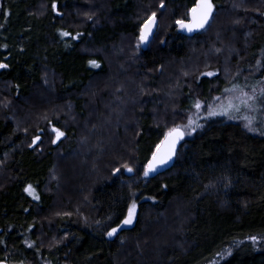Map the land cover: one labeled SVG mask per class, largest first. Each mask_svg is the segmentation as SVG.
<instances>
[{
	"label": "trees",
	"instance_id": "16d2710c",
	"mask_svg": "<svg viewBox=\"0 0 264 264\" xmlns=\"http://www.w3.org/2000/svg\"><path fill=\"white\" fill-rule=\"evenodd\" d=\"M86 1L97 15L76 20ZM52 2L0 0V63L8 65L0 68V264H118L119 258L122 264H205L235 240L264 236V135L213 120L180 142L167 171L142 176L164 132L193 108V89L209 102L231 85L252 87L264 77V0H244L239 10L212 0L228 11L215 30L234 43L240 70L229 77L191 73L171 87L159 77L171 70L165 63H188L190 49L206 50L202 44L214 36L175 24L195 0H163L173 7L162 12L164 42L151 41L132 65L113 69L107 51L117 52L142 22L135 6L158 1L56 0L59 15ZM135 91L141 98L131 106L132 121H122L119 105L129 106ZM51 126L65 133L54 144ZM37 135L41 140L33 144ZM80 143L93 151L75 168L71 156ZM124 164L134 171H124ZM61 165L70 172L67 185ZM115 168L121 172L113 175ZM28 185L39 199L24 190ZM133 199L134 224L108 237ZM56 203L58 211L47 217ZM153 227H163L175 244L149 235ZM126 237L143 239L120 256ZM218 264H264V250L243 243Z\"/></svg>",
	"mask_w": 264,
	"mask_h": 264
},
{
	"label": "rangeland",
	"instance_id": "374dc122",
	"mask_svg": "<svg viewBox=\"0 0 264 264\" xmlns=\"http://www.w3.org/2000/svg\"><path fill=\"white\" fill-rule=\"evenodd\" d=\"M158 1V2H157ZM175 2L177 0H174ZM230 3V8L231 9H241V5H244L243 1L244 0H227ZM249 1V0H248ZM251 1V0H250ZM153 3V1H151ZM156 2L158 3L156 7H153L152 3L146 4L144 6H138V4L135 6L136 8H138L137 10L139 12H142L141 14V18L139 20H143L147 15H150L152 12H156L157 14V20H158V27H159V31L157 33V36L155 34V38L151 39L152 43H156L158 44L159 41L162 40L163 38V33L165 34L166 31V25H167V21L165 18V13L162 12H170L171 8H173L172 6L166 5L165 10L162 9L160 7L161 4V0H156ZM138 6V7H137ZM152 6V7H151ZM91 8L93 7V4L91 1H86L85 3V9L83 11H81V13L75 15V19L76 20H80V19H89V16H91L92 18L95 17L93 15H97L96 10H92ZM191 8V7H190ZM247 9V7H246ZM188 11V9H187ZM186 11V7L181 10V14H183V17H185L186 15H184V13H187ZM99 12V11H98ZM221 12H228L226 8H216V6L214 5V9H213V14L210 18V21L208 24L205 25V27L203 29H201L200 31L206 29L207 31L205 32V34L208 35H214L208 42H205L202 44V46H204V48H206V50H195V49H190V60L188 63H179L177 64L178 67H175L176 64H172L171 65L169 63H165L166 66H168L167 69L171 68L170 71H166L162 74L159 75L160 79L164 80V83H168L169 82V86L171 87L172 85H170L172 82L174 81L176 83V81H182V79L186 76H191L193 74L191 73H197L200 75H203L204 73H208V72H213L215 73V75H212L210 77L213 76H224V77H229L233 74V72H235L236 70H240V68H238V65L233 62L232 60V56L235 53V46L234 43L226 40L224 38H222V31H217L215 30L216 27H218V25H221V19L224 18L223 13ZM264 14V13H263ZM182 16V15H181ZM184 19V18H181ZM232 21V20H231ZM234 22V20H233ZM233 22L230 25H233ZM210 24H212V27H210ZM226 24V23H225ZM235 24V23H234ZM178 29H180L178 27ZM182 30V29H180ZM137 36H138V32L135 36H133V34H129L126 35L122 38V40L120 41V43H118L117 47H118V51L114 52L113 48L108 50L107 52L111 51L112 52V57L109 61L108 64L111 66V68L113 69L114 66L116 65H120V64H125V63H129L130 65H132L136 58L138 57V50L141 47H145L149 44L146 45H141L139 48H137ZM107 52L105 53L106 58L109 56V54H107ZM117 58L119 60H121L120 62H118ZM175 67V68H174ZM173 68V69H172ZM118 69H121V66H118ZM248 71V70H247ZM245 79V78H244ZM163 82V81H162ZM185 83V82H184ZM167 87V85H165ZM235 85H231L230 87H228L227 89H233ZM239 90H243L245 92H248L249 95H251L253 93V90H255V95H256V101L253 104V108L252 109H242L241 112L239 113H232V116L236 117V118H230L229 116H223V115H217V116H211L209 117L207 115V108L208 106H213L217 109H219L220 105L225 104L228 99L234 98L236 96H239L240 92L239 91H232V92H226L225 90L221 93H215L212 97V99L209 102H205L203 99L198 97V90L193 89V104L191 110L189 111V113L182 118L181 120H179L175 125L180 124V125H185L188 123V118L192 117L193 119H196L197 117H199V123L203 125V127L198 128L194 133H192L191 135H186V138H190L192 136H194L197 132L201 131L207 124L208 122H211L213 120L216 119H221L224 121H233V122H237L240 125H242L245 128V123L246 121H244L242 119L243 116H251L253 117V127H255L256 129H258L257 131H249L250 133L253 134H261V132H264V102L262 101V95H261V90H264V77L260 80V82L255 85V86H247L246 82L243 81V86H236ZM174 90V89H172ZM136 96L134 97V99H126V101H129V106H127V104H123L120 103L119 107L121 106L122 112H116V115L119 117H122V121L123 120H130L132 121V119H130L132 117V110L130 111V109L132 108L131 106L136 105V103L138 104L139 100V96L141 98V94H138V92L135 91ZM40 96V95H39ZM219 98V99H217ZM33 99V98H32ZM139 100V101H138ZM98 101V100H96ZM196 101H200L202 104V108L201 109H196L194 107V104ZM116 100L112 101V105L116 104ZM134 103V104H133ZM129 107V108H128ZM135 107V106H134ZM130 111V112H129ZM129 112V116L127 117ZM120 124V122H118ZM174 126V125H173ZM171 126V127H173ZM52 128L53 126H51L50 128V133L52 135V139L51 141L55 138L54 137V133L52 132ZM58 128V127H56ZM247 131L248 129L245 128ZM61 130V129H60ZM62 131V130H61ZM54 144V143H53ZM83 145L80 143L79 144V149L78 151L72 155L71 157L73 158V162H74V167H83L88 163V156H90V154L92 153V149H86V147H82ZM63 165V164H62ZM61 165V166H62ZM61 168V167H60ZM63 169V173L62 174V182L66 183V185L70 182L69 180V174L70 172L67 171V168H64L62 166ZM61 183V182H60ZM63 183H62V187H63ZM132 201V200H131ZM131 203V202H130ZM60 206V203H56L55 206L53 207L54 209L51 210L49 212V214L47 215V217L52 216L54 213H56L58 210L57 208ZM61 210V209H60ZM127 213V212H126ZM135 222V220H134ZM133 222V224H134ZM46 223V222H45ZM132 224V225H133ZM132 225H124L121 227L122 228H129ZM48 228V227H47ZM166 228L168 229V227L166 226ZM166 231V230H164ZM163 231V227L158 229L156 232V228H150L148 229L147 232H149V235L153 234V232H155V234H157L160 237V240L162 241L163 245H173L175 244V242L171 239H169V235L166 236V233L164 234ZM147 235V234H146ZM44 239L45 240H51L52 239V235L48 234V236H46V234L44 233ZM255 236V235H253ZM250 237V236H248ZM248 237L244 238V239H240V240H235L232 243H230L229 245L225 246L223 249H221L217 255L209 262L205 263V264H218L219 262H221L222 260H224L225 258H227L232 251L239 246L240 244L243 243H249L251 244L254 248L256 249H260V250H264V240H260L257 243L253 244L252 241H250L248 239ZM165 238V239H164ZM140 239H143L140 237ZM140 239H133L131 237H126L125 238V246H126V250L123 249L122 251H120L119 255H127V250H129L130 246L132 245V247H136V242ZM164 240H166L164 242ZM164 243H168V244H164ZM125 246H122V248H125ZM149 246V245H148ZM122 259H118V264H122L120 263ZM42 264H50L49 261H43Z\"/></svg>",
	"mask_w": 264,
	"mask_h": 264
},
{
	"label": "snow or ice",
	"instance_id": "6c2138e0",
	"mask_svg": "<svg viewBox=\"0 0 264 264\" xmlns=\"http://www.w3.org/2000/svg\"><path fill=\"white\" fill-rule=\"evenodd\" d=\"M160 7H164L163 0H161ZM51 8L54 12H58V5L56 3V0H53L51 4ZM214 4L212 0H195L194 5L188 9L186 13V19H177L175 21V24L182 30H186L188 32H192L195 30L203 29L206 24L209 23L210 18L213 14ZM89 19H91V16H89ZM158 27V20H157V14L156 12H152L150 15H147L142 22L139 24L138 28V36H137V48H139L141 45H146L151 42V39L155 35V30ZM60 35L62 37H69L71 36V33L67 31H61ZM80 33H76L75 36H72V39H78L80 37ZM164 41H161L163 43ZM89 63L96 68H99L100 65L97 61L91 60ZM8 65L4 63H0V68H7ZM203 75L212 76L215 75L213 72L204 73ZM239 91V96H236L234 98L228 99V101L225 104L220 105L219 109L208 106L207 108V115L209 117L211 116H217V115H223V116H229L230 118H236L232 116V113H239L242 111V109H252L253 104L256 101V95L255 90H253V93L249 95L248 92H245L243 90H239L236 86L233 87V89H225L226 92H232V91ZM261 95H264V90H261ZM219 99V98H217ZM194 107L196 109H201L202 104L200 101H196L194 104ZM242 119L246 121L245 128L248 129V131H257L255 127H253V117L251 116H243ZM203 127L202 124L199 123V117L196 119H193L192 117L188 118V123L185 125H174L173 127L168 128L164 134L163 138L159 140V142L155 145L151 157L148 159L147 163L143 166V176L147 177L150 173L156 172L160 167L167 165L170 161L174 159L177 155V149L178 145L181 141L184 140L186 135H191L194 133L198 128ZM52 132L54 133V139L52 140V143H57L62 137L65 136V133L61 131L59 128H56L53 126ZM261 135H264V132H261ZM41 140V136L37 135L33 139V144H36L38 141ZM123 170L132 173L134 169L130 167L127 164L123 165ZM121 172V168H115L113 169V175H116ZM166 187V185H165ZM26 192H28L30 195L33 196L34 199H39V196L36 194L35 189L32 187V185H28L25 189ZM137 209L138 204L135 199L131 201L127 205V213L124 216V218L120 221L119 224L116 225V227H112L106 235L108 237L115 236L118 231L121 229L124 225H132L134 220L137 217ZM250 241H252L253 244L257 243L260 240H264V236H250L248 237Z\"/></svg>",
	"mask_w": 264,
	"mask_h": 264
},
{
	"label": "water",
	"instance_id": "95a60500",
	"mask_svg": "<svg viewBox=\"0 0 264 264\" xmlns=\"http://www.w3.org/2000/svg\"><path fill=\"white\" fill-rule=\"evenodd\" d=\"M201 29L199 30H195V31H192V32H188L186 30H183L184 32H187V33H193V32H196V31H200ZM179 146V145H178ZM151 157V156H150ZM175 159V157H174ZM174 159L172 161H170L167 165H164L162 167H160L156 172H153V173H150L149 176L145 177L143 176V173H142V176L145 178V179H151V178H154L156 176H158L159 174H162L164 173L165 171H167L173 164L174 162Z\"/></svg>",
	"mask_w": 264,
	"mask_h": 264
}]
</instances>
